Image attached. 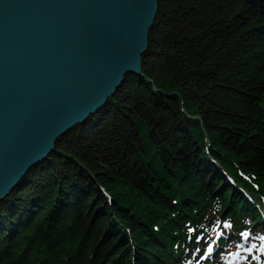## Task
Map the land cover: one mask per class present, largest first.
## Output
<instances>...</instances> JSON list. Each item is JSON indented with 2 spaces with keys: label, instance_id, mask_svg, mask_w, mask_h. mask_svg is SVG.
<instances>
[{
  "label": "trees",
  "instance_id": "obj_1",
  "mask_svg": "<svg viewBox=\"0 0 264 264\" xmlns=\"http://www.w3.org/2000/svg\"><path fill=\"white\" fill-rule=\"evenodd\" d=\"M141 69L0 201V264H181L264 229V0H158Z\"/></svg>",
  "mask_w": 264,
  "mask_h": 264
},
{
  "label": "water",
  "instance_id": "obj_2",
  "mask_svg": "<svg viewBox=\"0 0 264 264\" xmlns=\"http://www.w3.org/2000/svg\"><path fill=\"white\" fill-rule=\"evenodd\" d=\"M158 0H0V201L141 75Z\"/></svg>",
  "mask_w": 264,
  "mask_h": 264
},
{
  "label": "rangeland",
  "instance_id": "obj_3",
  "mask_svg": "<svg viewBox=\"0 0 264 264\" xmlns=\"http://www.w3.org/2000/svg\"><path fill=\"white\" fill-rule=\"evenodd\" d=\"M122 85V84H121ZM107 104H109V102H107L106 103V105ZM106 105L105 106H103L101 109H104V111L105 110H107V107H106ZM88 121V120H87ZM84 123H86V122H84ZM83 123V124H84ZM94 124L96 123V120L93 122ZM61 137V136H60ZM60 137L58 138V139H60ZM57 139V140H58ZM56 140V141H57ZM55 151V150H54ZM49 157V156H48ZM47 159V158H46ZM36 167V166H35ZM30 171V170H29ZM16 188V187H15ZM261 219H262V217H261ZM255 223H259V224H262V227L264 228V220H262V222H259V221H256ZM220 230H222L221 228H214V229H212V232L213 233H210V234H207L206 236L207 237H204V242H203V247H204V245L206 244V242L208 241V240H213L214 238H220V239H225V236H224V234H223V236H222V233L220 232ZM263 232V231H262ZM214 235H217L216 237H213ZM250 236H253L254 238H257V237H261L263 240H264V234L263 233H259V232H257V233H254V234H248L247 232H244V231H241V233L239 234V239H240V241L238 242V243H236V241L235 240H233V239H228L227 240V242H226V244L225 245H223V246H221V249L222 250H224L223 252H226L227 253V251L230 249V247L233 245V244H235L236 243V245H238V244H240L242 241H247V239L250 237ZM220 239H219V241H220ZM218 241V240H217ZM191 249H193V248H191ZM196 252H197V250H196ZM217 252V253H216ZM215 253H216V255H212L211 257H209V258H207L206 260H205V262L203 261H200L199 260V258L197 257V259L194 261V263L193 264H221L222 263V260H224L225 258V256L223 257V255L220 253L221 251H216ZM264 253V252H263ZM186 259H183V262L185 261ZM192 263H188V264H192ZM248 264V262H244V263H242V264ZM186 264V263H185Z\"/></svg>",
  "mask_w": 264,
  "mask_h": 264
}]
</instances>
